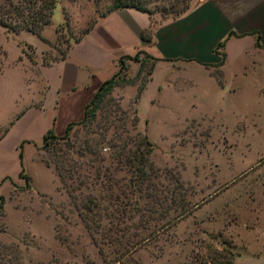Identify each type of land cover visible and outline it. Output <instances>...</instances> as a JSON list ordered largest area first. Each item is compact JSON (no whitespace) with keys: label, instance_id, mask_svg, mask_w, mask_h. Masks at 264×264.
Instances as JSON below:
<instances>
[{"label":"rangeland","instance_id":"obj_1","mask_svg":"<svg viewBox=\"0 0 264 264\" xmlns=\"http://www.w3.org/2000/svg\"><path fill=\"white\" fill-rule=\"evenodd\" d=\"M118 1L58 0L40 37L0 24V264H264V39L230 41L227 63L220 44L216 60L139 54L64 134L11 130L39 63ZM130 1L156 23L187 0Z\"/></svg>","mask_w":264,"mask_h":264},{"label":"crops","instance_id":"obj_2","mask_svg":"<svg viewBox=\"0 0 264 264\" xmlns=\"http://www.w3.org/2000/svg\"><path fill=\"white\" fill-rule=\"evenodd\" d=\"M157 18L134 6L98 16L61 58L39 63L36 80L29 82L34 103L20 113L11 130L17 125L22 129L20 140L38 145L49 129L64 134L68 124L84 117L87 104L101 83L119 71L122 60L129 61L132 70L139 67L138 61L127 56L147 53L159 63L216 60L218 53L213 49L220 44L227 63L230 41L248 37L256 46L264 39V0H192L181 15L155 23ZM147 29L152 30L150 37ZM155 78L156 72L144 94ZM242 254L236 253L232 264H249Z\"/></svg>","mask_w":264,"mask_h":264},{"label":"trees","instance_id":"obj_3","mask_svg":"<svg viewBox=\"0 0 264 264\" xmlns=\"http://www.w3.org/2000/svg\"><path fill=\"white\" fill-rule=\"evenodd\" d=\"M4 2L5 4L0 3V24L7 26L8 28L12 29L17 33H19L21 30H28L40 37L43 28L52 22V16L57 6L58 0H4ZM128 6L137 7L138 9L147 11L148 13L151 14V11L145 8V6L142 7L138 6V4H135L130 0H125V1L120 0L116 3L115 7L117 9ZM189 6L190 3L189 0H187L184 5L181 6L179 2H177L174 3L171 8L175 7L174 11L178 14H181L187 11ZM141 35L142 37L145 38L143 32ZM144 55L147 58L158 60L157 58H154L148 55L147 53H144ZM127 58L133 61L142 62L139 59V53L133 57L127 56ZM124 65H126V63H124V60H122L120 63L119 71L116 72L111 78L101 83L98 90L94 94V97L87 104L84 117L87 115L90 105H92L95 102H98L109 90H111L117 84L116 79L121 69L124 68ZM138 74L139 72L137 73V75ZM132 79L135 80L134 77ZM74 123L76 122H71L70 124H68L66 131L69 128V126ZM49 135H56V134L52 129H49L44 135L43 143L45 141L47 142V138ZM232 262L233 259L230 262V264H232Z\"/></svg>","mask_w":264,"mask_h":264}]
</instances>
